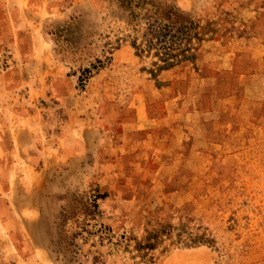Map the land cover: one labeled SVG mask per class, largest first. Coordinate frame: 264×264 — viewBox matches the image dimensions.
Returning a JSON list of instances; mask_svg holds the SVG:
<instances>
[{
    "label": "rangeland",
    "instance_id": "1",
    "mask_svg": "<svg viewBox=\"0 0 264 264\" xmlns=\"http://www.w3.org/2000/svg\"><path fill=\"white\" fill-rule=\"evenodd\" d=\"M166 1L155 74L115 0H0V264H264V0Z\"/></svg>",
    "mask_w": 264,
    "mask_h": 264
},
{
    "label": "trees",
    "instance_id": "2",
    "mask_svg": "<svg viewBox=\"0 0 264 264\" xmlns=\"http://www.w3.org/2000/svg\"><path fill=\"white\" fill-rule=\"evenodd\" d=\"M132 37L130 47L139 58L149 57L152 73H161L194 59L201 42L199 26L166 0H115Z\"/></svg>",
    "mask_w": 264,
    "mask_h": 264
}]
</instances>
